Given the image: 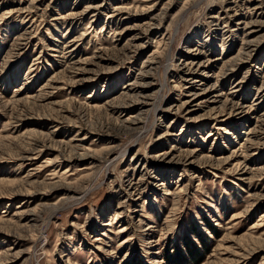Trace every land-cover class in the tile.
I'll list each match as a JSON object with an SVG mask.
<instances>
[{
	"label": "rangeland",
	"instance_id": "rangeland-1",
	"mask_svg": "<svg viewBox=\"0 0 264 264\" xmlns=\"http://www.w3.org/2000/svg\"><path fill=\"white\" fill-rule=\"evenodd\" d=\"M258 1L0 0V264H263Z\"/></svg>",
	"mask_w": 264,
	"mask_h": 264
},
{
	"label": "bare ground",
	"instance_id": "bare-ground-1",
	"mask_svg": "<svg viewBox=\"0 0 264 264\" xmlns=\"http://www.w3.org/2000/svg\"><path fill=\"white\" fill-rule=\"evenodd\" d=\"M228 2V1H227ZM187 3V2H186ZM244 3V2H243ZM255 3V2H254ZM188 6V5H187ZM247 7V6H246ZM92 8V7H91ZM100 8V7H99ZM93 9V8H92ZM263 9H264V1L263 0H259L256 4H255V6H254V8H253V13L255 12V15L252 13V15L251 16H253L254 15V17L253 18H255V19H260L263 15H264V12H263ZM232 10V9H231ZM118 12H119V9L117 10ZM123 11V10H122ZM117 12V13H118ZM257 12H259V14L258 15H256V13ZM117 13H115L114 12V14L112 15V18H114V17H116V18H118V15H117ZM122 13V12H121ZM125 13V12H124ZM74 14V13H73ZM119 14V13H118ZM78 15V14H77ZM73 16V15H72ZM120 17V16H119ZM117 21H119V23L118 24H120L121 23V19L119 20H117ZM123 22V21H122ZM243 23H245V22H243ZM257 23V22H256ZM259 23H260V21H259ZM117 25V24H116ZM246 25V24H245ZM259 25V24H258ZM248 24L246 25V28H248ZM250 27V26H249ZM149 30V29H148ZM147 30V31H148ZM245 30V29H244ZM123 31V29H121V31H120V33L118 32V31H114V32H117V33H119V34H121V32ZM248 31V30H247ZM250 31V30H249ZM148 33V32H147ZM248 33V32H247ZM253 34H254V32L253 31H250V33H248V35L249 36H253ZM81 36H83V35H81ZM138 38H139V36H138ZM80 39V38H79ZM250 40V39H249ZM78 41V40H77ZM246 42H247V40H246ZM254 42V41H253ZM252 42V43H253ZM258 42V41H257ZM76 43V42H75ZM135 43V42H134ZM76 44H78V43H76ZM136 44V43H135ZM255 44V43H254ZM249 46V45H248ZM138 48V47H137ZM248 49H252V48H248ZM75 50V49H74ZM244 51V50H243ZM129 52V51H128ZM67 53V52H66ZM74 53V52H73ZM125 53H127V52H125ZM133 53V52H132ZM246 53V52H245ZM67 56V55H66ZM71 57V56H70ZM238 57V56H237ZM67 58V57H66ZM250 58V57H249ZM156 59V58H155ZM189 59V58H188ZM198 59V58H197ZM197 59H193L192 60V62L188 65V64H185L184 66H183V69H185L186 68V71L188 72V73H190V72H192V71H194V70H196L197 71V69H199V68H201L202 67V64L200 63V62H197ZM241 59V58H240ZM239 59V60H240ZM188 61V60H187ZM227 61V60H226ZM88 62V61H87ZM92 63V62H91ZM187 63V62H186ZM200 63V64H199ZM209 63V62H208ZM79 64H81V63H79ZM79 64H76L75 66H79ZM224 64V63H223ZM70 66H71V64H70ZM75 66H73V67H75ZM224 67V66H223ZM76 68V67H75ZM227 68V67H226ZM78 69V68H77ZM179 69H180V66H179ZM75 72V71H74ZM83 73H81V74H85V71H82ZM184 73V72H183ZM222 74L221 75H225V73L224 72H221ZM74 74H79L78 72H76V73H74ZM73 74V75H74ZM207 74V73H206ZM74 77L75 78H78V75H74ZM84 77V76H83ZM80 78V77H79ZM72 80V78L71 79H69V81H71ZM87 79L84 77V78H82V79H80L79 81H74V82H71V86H69V85H66V86H69V89H76V88H78L79 87V85L80 84H83L84 83V81H86ZM182 81H183V79H182ZM81 82V83H80ZM199 81L197 80V81H195L194 83H198ZM188 83V82H187ZM65 86V87H66ZM163 87V86H162ZM46 88V87H45ZM50 88V87H49ZM129 88V87H128ZM64 89V88H63ZM188 90H186L187 91V96H189L191 99H194L195 97H198V96H202V95H204V94H207V90L206 91H204V90H202L201 91V93L200 92H198L197 91V86L195 85V86H191V87H188L187 88ZM178 90V89H177ZM129 91V90H128ZM132 91V90H131ZM236 92V90L235 91H233V93H235ZM140 94V93H139ZM147 94V93H146ZM134 95V94H133ZM136 95V94H135ZM46 96H48V95H46ZM206 96V95H205ZM45 98V97H44ZM190 98H188V99H190ZM204 98H206V97H204ZM190 99V100H191ZM38 101V98H36V99H34V101ZM190 100H184L182 103H181V106H178L177 107V112H180L182 109H184V108H186L187 109V112L186 113H188V114H190V113H192L193 111H194V109L196 108V107H200L201 106V104L202 103H204V101L203 102H200V103H198L197 105H194V107L192 108V107H190L189 106V104H190ZM124 101V100H123ZM131 101V100H130ZM202 101V100H201ZM192 103V102H191ZM196 104V103H195ZM160 105H161V103H160ZM159 105V106H160ZM230 105H231V107H230ZM177 106V105H176ZM234 106H235V104H234ZM119 108V107H118ZM158 108V107H157ZM234 107H233V104H231V102H229V100H226L225 102H224V104H223V107H222V110H221V112H218L217 110H218V108H216V107H212V109H210V112H211V114H210V117H212L213 116V118L214 119H219L221 116H220V114L221 113H226V110H230V109H233ZM235 109V108H234ZM158 110V109H157ZM52 111V110H51ZM141 111V110H140ZM140 113V112H139ZM79 116V115H78ZM40 117V116H39ZM44 118H46V119H44V120H47V121H52L53 123L52 124H55V123H59V119L57 118V119H55V118H52V117H44ZM133 120V119H132ZM37 121V120H36ZM41 121V120H40ZM134 121V120H133ZM128 122H131V121H129V119L128 120H126V121H122L121 122V124H119V125H121L120 127H122V126H124L126 123H128ZM39 123V122H38ZM133 123V122H132ZM123 124V125H122ZM42 125V124H41ZM60 125V124H59ZM72 125V124H71ZM55 126V125H54ZM58 127V126H57ZM75 127L76 128H78L77 130H79V132H83V131H87L85 128H84V126H81V125H79V126H76L75 125ZM110 127V126H109ZM131 127V126H130ZM124 128V127H123ZM131 128H133V127H131ZM128 129H130V128H128ZM90 131V130H89ZM32 136V135H31ZM247 140V139H246ZM55 143V142H54ZM62 143V142H61ZM246 143H248V141L246 142ZM53 145V144H52ZM56 145V144H55ZM59 145V144H58ZM64 145H67V144H64ZM47 147V146H46ZM53 147H54V145H53ZM58 147V146H57ZM76 147V146H75ZM61 148V147H60ZM68 148V147H67ZM54 149V148H53ZM70 149V148H69ZM57 150V149H56ZM246 151V150H245ZM244 151V152H245ZM25 152V151H24ZM62 156H61V159H64V160H68V161H72V160H76V159H83V158H85V157H87L88 156V154H87V152H82V153H80V152H76L75 151V149H73L72 148V150H68V149H64V148H61V149H59V151H58ZM57 152V153H58ZM109 152V151H108ZM31 153V152H30ZM67 153H69V155L68 156H65V154H67ZM75 153V154H74ZM239 153V152H238ZM247 153V152H246ZM74 154V155H73ZM24 155V154H23ZM27 155H28V153H27ZM122 155V154H121ZM120 155V156H121ZM165 156H167L168 154H164ZM27 157V156H26ZM60 157V156H59ZM58 157V158H59ZM108 157H110V156H108ZM118 157V156H117ZM194 157V153H187L186 155H185V157H184V162H185V164H187V165H192V159H194L193 158ZM223 158H221V159H218L217 160V162L218 163H223V164H229V159H226V160H222ZM115 157H114V159L112 160V161H110L108 164H112V163H114L115 162ZM208 160V159H207ZM58 161V160H57ZM58 163V162H57ZM200 163V162H199ZM21 166V165H20ZM216 166V165H215ZM220 166V165H219ZM234 166V167H233ZM232 167H233V169L237 172V174L238 173H240L241 171H243V173L241 174V176H244L245 174H246V172L247 171H245V170H243V165H242V163L241 162H238V163H236V164H234ZM19 166H17V168H18ZM218 167V166H217ZM68 170V169H67ZM58 184H59V182H58ZM63 185V184H62ZM24 186V184L21 186V187H23ZM61 186V185H60ZM58 187V186H57ZM23 189H24V187H23ZM53 189V188H52ZM55 189V188H54ZM17 193H19V192H16L15 194H13V195H16ZM20 194H21V192H20ZM25 194H27V193H25ZM33 194V193H32ZM24 196V195H23ZM32 196V195H31ZM84 196V195H83ZM78 199V198H77ZM63 202V201H62ZM75 202V201H74ZM77 202V201H76ZM60 205H61V203H59ZM45 205V204H44ZM49 205V204H48ZM55 205V204H54ZM57 205V204H56ZM53 206V211H52V214L55 212V211H57V210H59V209H61L60 208V206L59 207H57V206ZM46 207V206H45ZM20 208H22V207H20ZM43 208V207H42ZM64 208V207H63ZM44 209V208H43ZM24 213V212H23ZM16 215V214H15ZM20 215V214H19ZM21 215H23V214H21ZM31 216H33L34 217V215H31ZM29 219V218H28ZM27 219V220H28ZM17 221V220H16ZM32 221V223H33V221H35V219H33V220H31ZM2 222H4V220H0V223H2ZM15 223V222H14ZM16 224H18V223H16ZM19 225V224H18ZM17 225V226H18ZM33 225V224H32ZM35 225V224H34ZM21 226H23V224L21 225ZM21 226H19V228L21 227ZM25 227V226H24ZM36 227V226H35ZM28 228V227H27ZM34 228V227H33ZM25 229V228H24ZM30 229V228H29ZM1 230V229H0ZM10 230V229H9ZM1 233H3V231H0ZM5 233V232H4ZM5 235H8V234H5ZM262 249V248H261ZM253 250V249H252ZM252 250H250L251 252H252ZM250 253V252H249ZM68 264H70V262L68 263ZM263 264H264V261H263Z\"/></svg>",
	"mask_w": 264,
	"mask_h": 264
}]
</instances>
